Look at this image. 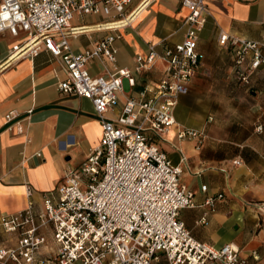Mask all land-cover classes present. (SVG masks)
I'll use <instances>...</instances> for the list:
<instances>
[{
    "label": "built area",
    "instance_id": "built-area-1",
    "mask_svg": "<svg viewBox=\"0 0 264 264\" xmlns=\"http://www.w3.org/2000/svg\"><path fill=\"white\" fill-rule=\"evenodd\" d=\"M178 1L189 11L183 39L173 45L151 43L129 69L117 65L115 42L117 31L140 13V8L128 11L133 0H0V34L18 37L8 59L33 58L42 49L59 57L66 76L57 90L91 100L102 123L100 144L42 196V208L37 210L30 199L23 210L1 216L3 231L16 234L17 240L13 247L0 248V264H153L162 256L168 264H249L238 246H216L192 235L181 218L183 209L195 206L194 193L180 181L187 156L181 153L174 163L160 146L176 124L179 98L201 67L199 32L210 14L206 0ZM97 14L111 20L96 28L111 32L74 53L69 37L88 28L71 27L73 18ZM218 43L232 50L235 73L248 85L264 64V42L219 31ZM93 62L109 68L95 74ZM157 62L166 66L163 76L138 95H127L125 84H136L134 72ZM18 115L6 113V122ZM176 134L194 140L197 148L205 139L204 132L190 128ZM221 198L219 193L204 203L212 206ZM205 221L206 214L201 217ZM49 237L55 249L42 257ZM251 256L258 258L255 251Z\"/></svg>",
    "mask_w": 264,
    "mask_h": 264
},
{
    "label": "crops",
    "instance_id": "crops-1",
    "mask_svg": "<svg viewBox=\"0 0 264 264\" xmlns=\"http://www.w3.org/2000/svg\"><path fill=\"white\" fill-rule=\"evenodd\" d=\"M146 1L133 0L128 11L140 8V13L117 31L119 67L133 69L135 57L146 54L151 43L173 45L184 37L186 7L178 0ZM206 1L210 14L198 39L201 67L182 95L185 98H179L175 115L180 119L175 117L173 134L167 135L179 152L175 163L181 153L187 156L180 181L194 193L195 206L183 209L181 218L197 240L216 246L232 243L248 257L249 264H264V64L251 74L250 83L244 84L235 73L232 50L218 43L219 31L264 42V0ZM110 20L98 14L75 16L71 27L88 29L69 37L71 50L81 52L109 34L110 30H98L96 25ZM17 41L18 37L8 32L0 34V218L23 210L30 199L37 210L42 208V196L54 191L65 171L78 168L102 139V123L92 101L64 96L57 90V83L66 76L62 60L45 49L33 58L8 59ZM107 67L99 62L91 65L95 74H104ZM165 67L157 62L148 70L134 72L136 84H125L126 94L138 95L145 85L155 84ZM249 88V93L244 92ZM223 98L234 101L239 127L233 133L229 128L206 129L204 112L190 104L192 100ZM11 111L19 115L6 122L5 114ZM183 117L195 125L184 127ZM247 117L250 119L244 120ZM179 128L206 131L209 139L199 148L194 140L176 146ZM219 193L223 198L212 206L204 203ZM16 240V234L5 233L0 225V248L13 247ZM52 249L55 245L49 238L41 256L49 257ZM253 251L257 259L251 256ZM153 264L168 263L162 256Z\"/></svg>",
    "mask_w": 264,
    "mask_h": 264
},
{
    "label": "rangeland",
    "instance_id": "rangeland-1",
    "mask_svg": "<svg viewBox=\"0 0 264 264\" xmlns=\"http://www.w3.org/2000/svg\"><path fill=\"white\" fill-rule=\"evenodd\" d=\"M210 82H212V80H210ZM214 88L216 90L219 89L218 86H214ZM250 90H251V88L246 89L244 92L249 93ZM221 91H224V88ZM183 98H185V96H182V99ZM190 104L198 105V108L204 112L205 120L208 121V122H206L204 120V126L206 129H208V127H211V126L218 128V129L229 128L231 133H233L234 128L239 127V125L237 124V122H239L238 121L239 119H238V117L234 116V110H233L234 109V106H233L234 101L231 99H225L224 100V98H223L221 100L218 99V100H214V101L192 100L190 102ZM175 117L180 119L179 116L175 115ZM209 118H211V119H209ZM249 119H250V117H247L244 120H249ZM181 120L184 122V125H185L184 127H191V126L195 125L190 119H186L183 117V119H181ZM204 134H205L206 139H204L203 143L200 144L199 147H201L206 142V140L209 139L206 131L204 132ZM187 142L192 143L193 141L192 140L191 141H184V140L180 141L178 138H176L174 140V143L176 146H185ZM160 143L162 144V146L165 149L169 158H171L174 163L177 162L178 157H179V152L177 149H175L174 145H172L168 141H161ZM261 219L264 221V213H263V215H261Z\"/></svg>",
    "mask_w": 264,
    "mask_h": 264
},
{
    "label": "bare ground",
    "instance_id": "bare-ground-1",
    "mask_svg": "<svg viewBox=\"0 0 264 264\" xmlns=\"http://www.w3.org/2000/svg\"><path fill=\"white\" fill-rule=\"evenodd\" d=\"M168 133H169V135H172L173 131L170 129Z\"/></svg>",
    "mask_w": 264,
    "mask_h": 264
}]
</instances>
